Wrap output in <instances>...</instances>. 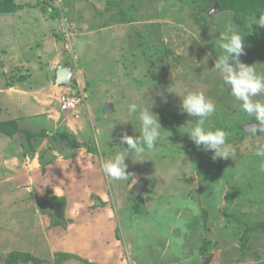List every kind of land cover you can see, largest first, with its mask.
<instances>
[{"label": "rangeland", "instance_id": "374dc122", "mask_svg": "<svg viewBox=\"0 0 264 264\" xmlns=\"http://www.w3.org/2000/svg\"><path fill=\"white\" fill-rule=\"evenodd\" d=\"M39 1L17 0L21 10L0 14V57L10 56L14 49L13 57L3 58L9 65L7 83L19 84L15 76L21 71L25 80L20 85L28 87L33 75L46 84L43 100L59 111L60 94L56 101L47 75L55 79L56 66L50 67L57 53L70 63L74 59L59 34L60 18L41 10ZM62 2L78 57V86H64V92L77 86L74 91L80 96L88 94L83 111L76 112L84 123L57 124L50 119L48 125L22 107L11 113L22 132L0 133V256L22 250L43 257L45 264H58L62 252L81 258L62 259V264H205L204 259L206 264H264V170L255 155V143L264 142V136H249L241 143L228 136L231 157L213 160L212 152H206L215 168H204L192 160L194 147L187 148L195 144L183 132L194 117L182 114L181 98L167 92L168 87L180 93L203 91L217 108L205 127L212 128L223 114L232 127L257 122L241 112L214 66L223 54L220 32L234 25L244 35L246 54L240 59L264 74V27L255 35L248 29L254 22L250 17L238 23L231 11H221L220 4L211 12L215 2L203 13L202 1L195 0ZM150 99L164 128L159 139H166L165 144L142 157L129 155L128 179L110 180L101 162L127 151L119 141L123 132L140 134L135 129L139 121L129 116L128 105L150 107ZM255 99L264 101V94ZM106 101L113 102L118 112L107 113ZM126 119L133 122H121ZM43 131L50 134L27 138V133ZM55 133L64 137L55 138ZM181 138L187 141L179 145ZM142 178L151 180L153 191L148 196L142 192L145 205L136 212L130 192ZM219 178L228 182L225 199ZM47 193L65 196L63 225L53 223V207L47 213L38 207L39 198ZM224 210L245 224L246 235L227 226L220 217ZM204 245L209 246L207 253Z\"/></svg>", "mask_w": 264, "mask_h": 264}, {"label": "clouds", "instance_id": "9594fccd", "mask_svg": "<svg viewBox=\"0 0 264 264\" xmlns=\"http://www.w3.org/2000/svg\"><path fill=\"white\" fill-rule=\"evenodd\" d=\"M253 21L254 25L264 27V12H260L258 19L254 15ZM195 39L199 40V38ZM219 48L223 54L218 55L214 69L219 71L223 85L230 89L231 96L239 102L241 112L257 121V123L245 125V132L253 137L264 136V101L255 99L264 94V74H259L254 64H246L240 59L242 55L246 54L244 35L234 25H227L225 30L220 32ZM167 92L176 94L181 98L180 111L182 114L186 113L187 116L194 117L193 120H190L193 121L191 126L183 132L188 134L189 139L196 145L197 149L212 152L213 160L231 157L230 147L227 144V133L219 128L205 127L208 119L217 110L214 102L207 98L203 91L180 93L174 88L168 87ZM159 95L163 102L167 103V97L164 96L163 92ZM154 104L155 101L150 99V107L140 106L136 103L128 105L129 116H134L139 121V127H135V129L140 134L134 136L129 135L126 131L123 132L119 137V141L121 145H127L125 147L127 151L124 153L118 152L112 158L101 162L103 173L110 180L122 181L128 179L126 157L133 156V154L136 157H142L145 151L150 152L155 149L163 127L158 114L151 110ZM128 121L132 120L126 119L121 122L126 123ZM255 155L261 158V169L264 170V142L257 140ZM136 161L144 160L137 159ZM204 263L206 264L208 261L204 259Z\"/></svg>", "mask_w": 264, "mask_h": 264}, {"label": "trees", "instance_id": "16d2710c", "mask_svg": "<svg viewBox=\"0 0 264 264\" xmlns=\"http://www.w3.org/2000/svg\"><path fill=\"white\" fill-rule=\"evenodd\" d=\"M64 1V0H61ZM195 1H202V5L201 6V10L202 13L204 11H206L208 8H210L215 0H195ZM219 2L220 4V8L221 11H231L234 15V19L236 20V22H240V20L244 19V18H248L250 17V20H253V16L256 15L257 19L259 18L260 12H264V0H216ZM41 3V6L44 12H46L49 16L51 17H56V18H60V24L62 27V30L60 31V36L61 38L64 40V42L66 43V39L64 38V27L62 26V16H65V13L62 11V7L56 6L54 0H40L39 1ZM64 2H61V4H63ZM21 4L17 2V0H0V14H4V13H12V12H18L19 10H21ZM199 18H203V15H200ZM208 17H206V15L204 16V21L205 23H208ZM70 23V21H69ZM67 23V25L69 24ZM70 25V24H69ZM68 25V30H70L71 32V40L72 42L74 41V31L72 30V27ZM249 30L252 31L253 33H255V35L258 33L259 31V26L254 25V22H251L249 25ZM65 45V44H64ZM73 49H74V43H73ZM75 53V52H74ZM70 54V53H69ZM72 57V55H70ZM152 60V59H150ZM73 61V60H72ZM74 63V62H73ZM21 71H19V75L15 76L16 81H21L24 80V76L21 75L20 73ZM76 81V80H75ZM113 103V102H112ZM114 104V103H113ZM115 112L117 111V108H115ZM114 112V113H115ZM175 118V117H174ZM253 119V118H252ZM228 119L225 117V115H221L218 116L215 120V124L212 125V128H219L224 130L227 133V137L229 136V139L233 138L235 142L241 143L242 141H245V139H247V137H249V135L245 132V124L243 122H238V124H236L235 126H230L228 121ZM254 120V119H253ZM22 132V130L18 127V124L16 121L13 120H6V121H0V133L6 134L8 136H14L15 134ZM49 132H40L38 133V135L36 133H27V138L29 137V139H33L36 138V136H47L49 135ZM235 134V135H233ZM259 135V134H258ZM55 138H62L64 137V134L62 133H55L54 134ZM182 140V141H181ZM164 141V143H162ZM166 139H159L156 142V145L158 144H165ZM179 141V145L180 142H182V144H184V141H187V139L185 138H181ZM33 143H31L32 145ZM178 145V144H177ZM190 151V148H193ZM195 146H188V151H190V155L192 160L195 163H199L200 165H202L204 168L209 169L211 168H215L213 167L215 165V162L210 159L209 157H207V153L201 149H195ZM35 149V148H33ZM90 149H96L94 148H90ZM94 151V150H93ZM163 154V153H160ZM164 155V154H163ZM216 171V170H215ZM217 174L221 177L222 174H220V171H216ZM222 178V177H221ZM148 181V195H151L150 192H152V184H151V180L149 178L146 179ZM204 182L201 183V185ZM219 190L221 193V198L225 199L226 198V193H227V189H228V182L227 181H222L219 178ZM130 198L134 204V209L136 212H139L143 206L145 205V201L143 199V201L138 200L132 192H130ZM57 202V203H61L63 208H66V201H65V196H61V195H52L47 193L42 199L39 198V203H38V207L43 211V213H47L48 211H46V204L48 202ZM51 214V213H50ZM231 216H233L235 219H233V221H231L232 219ZM222 219H226L228 224L227 226H232L235 227V231L237 234H240L241 236L246 235V232L248 231L246 228L243 227V225H245L242 221H240V219H237V216L232 213L230 214L229 212H227L226 210L223 211V215L220 216ZM52 220L53 223L57 226L63 225L64 224V218H59L55 215L52 216ZM231 221V222H230ZM262 228L264 229V224L262 225ZM210 242V241H208ZM204 244H207V241L204 242ZM204 245V253H207V248ZM63 253V254H62ZM62 259H70L72 257H77L79 258L78 255L75 254H68L66 252H62ZM67 257V258H66ZM4 257L0 256V261H2L0 264H45V259L41 256H39L36 253H32L31 251H22V250H14L12 252H10L8 254V256H6L4 259ZM62 259H57V263L58 264H62ZM87 264H101L99 262H87ZM202 264V263H201Z\"/></svg>", "mask_w": 264, "mask_h": 264}, {"label": "crops", "instance_id": "0c3cea01", "mask_svg": "<svg viewBox=\"0 0 264 264\" xmlns=\"http://www.w3.org/2000/svg\"><path fill=\"white\" fill-rule=\"evenodd\" d=\"M51 41H55V39H52ZM43 45L39 46V47H43ZM32 51L33 50L31 49V52ZM9 52H10V56L4 55V56L0 57L1 58L0 59V64H1L0 72H1V75L3 77V79L0 80V116H2V117H5V116L8 117L9 116L8 120H11V117H13V118L15 117L14 115L11 116V113H15L16 109H18L19 107H22V108H24L25 111L29 112L30 117H31V112H32L33 115L38 114L39 118L43 117V119H46V124H48V125H51L50 122L49 123L47 122L50 119H52L53 122L55 121L57 124L59 122H61L62 124H65L68 122L67 124H70V122L74 123L75 120L80 121L81 124L84 123V118L81 117L82 115L77 114L78 112L83 111V110H81L83 105L79 106L76 110H74L75 113L77 112L76 114L78 115V117L77 116L74 117V114L70 113V112L63 113L60 110V107H59V111H58L57 107H55L53 109L52 108V107H54V106H52L53 104L49 103L48 104L49 106H48L47 101L43 100L45 95L42 92V88L46 87L45 82H43V83L40 81L37 82L38 81L37 79L36 80L33 79V77H34L33 75H31V80L33 81V83L28 85V87L20 85L22 80L17 81V83H19V84H15L12 82L7 83V80L5 78L8 77V72H9L8 66L9 65L7 64V62H8L7 59L4 60L3 58L13 57L15 51H14V49H11V50H9ZM57 54L58 55L53 59V62H51L52 66L50 67L51 69L52 68L54 69L56 66L55 79L53 80L52 76L49 75L50 73H48V75H47L49 77L47 79V85L49 84V88L50 89L52 88V91L56 92L55 93L56 101H57L58 95L65 91L66 88L64 86H67V85H58L57 84V70H58L60 65H72V64H74V63H70L69 59L65 60L64 56L59 55V53H57ZM77 82H75L74 85H77L76 84ZM38 84H42V85H38ZM76 87L71 88L69 90V92L76 93L79 95V93L76 92L77 91ZM74 90H76V91H74ZM45 94H46V92H45ZM106 102H110V101H106ZM114 108H115V106H114ZM46 112H49L50 114L46 115ZM71 112H73V111H71ZM107 113H109V112H107ZM82 114H83V112H82ZM0 121H6V120H0Z\"/></svg>", "mask_w": 264, "mask_h": 264}, {"label": "water", "instance_id": "95a60500", "mask_svg": "<svg viewBox=\"0 0 264 264\" xmlns=\"http://www.w3.org/2000/svg\"><path fill=\"white\" fill-rule=\"evenodd\" d=\"M218 7H219V3L218 1L215 0V4L211 12L215 11ZM74 74H75L74 65H60L57 70V84L67 85V86L74 85L75 84ZM105 107H106L105 109L109 113H113L115 111V108L111 102H106ZM251 123H257V122H247V124H251ZM257 134H259V132ZM147 185H148V181L142 178L138 182H136L135 185L133 186L132 193L138 200L140 201L143 200L141 196L142 192L149 191ZM52 207L54 208L55 215L60 218L62 215V205L57 202H48L46 204V209H50Z\"/></svg>", "mask_w": 264, "mask_h": 264}, {"label": "built area", "instance_id": "2783aa9c", "mask_svg": "<svg viewBox=\"0 0 264 264\" xmlns=\"http://www.w3.org/2000/svg\"><path fill=\"white\" fill-rule=\"evenodd\" d=\"M56 5H59V7H61V0H54ZM65 17L62 16V21H65ZM62 26L64 27V38L66 39V43L65 46L67 49L70 50V54L73 55V59H74V66H76V62L78 61V57L77 55L74 53L73 50V42L71 40V32L70 30H68V25H67V20L66 23L63 22ZM76 70V69H75ZM88 97V94H84L83 96H80L76 93H71V92H63L60 94L58 101H59V107L60 110L63 113H67L69 111H74L76 110L80 105H82V101L84 98Z\"/></svg>", "mask_w": 264, "mask_h": 264}]
</instances>
